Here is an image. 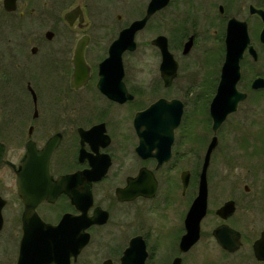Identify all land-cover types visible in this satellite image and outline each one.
I'll return each mask as SVG.
<instances>
[{
  "label": "flooded vegetation",
  "instance_id": "obj_1",
  "mask_svg": "<svg viewBox=\"0 0 264 264\" xmlns=\"http://www.w3.org/2000/svg\"><path fill=\"white\" fill-rule=\"evenodd\" d=\"M152 1L8 0L9 9L6 0H0L3 21L13 35L22 36L19 41L25 40L8 49L9 73L6 83L0 84V141L7 146L5 158L12 162L0 168L8 165L15 174L21 206L13 224L7 225L6 208L14 199L0 193V201H5L0 236L9 228L16 253L12 264L20 254L26 210L19 192L20 164L31 148L49 161L54 181L85 171H89L82 175L85 179L102 173L83 186L76 178L69 188L74 197L63 190L35 207L51 225H58L67 214L83 215L79 206L95 220L86 229L89 242L71 264L95 242L107 247L102 264H116L115 258L122 264L132 239L139 236L146 245L145 264H264V117L257 121L238 114L250 94L264 96V85L254 86L258 78L264 80V0H167L136 31L133 48L127 38L119 45L126 30L148 15ZM152 24L157 34L149 44L157 54L159 73L149 87L156 95L150 102L145 100L148 90L143 82L129 77L127 61L141 51L143 32ZM159 39L172 56L171 64H177L168 82L162 74ZM228 42L243 49L237 88L247 96L215 131L210 108L222 79ZM117 48L122 50L115 55ZM116 64L123 65L122 76ZM206 64L214 65V71L204 73ZM246 66L253 72L250 79ZM203 93L210 95L205 108L210 122L197 120L203 130L196 127L193 132L190 105ZM162 98L182 103L180 121L175 125L174 118L172 134L154 131L146 152H141L140 130L148 118L139 129L138 115ZM214 138L200 238L183 249L188 214ZM12 145L22 147L20 158L10 157ZM193 158L202 164L196 170L188 166ZM215 161L218 169L213 171ZM193 172L198 190L192 199Z\"/></svg>",
  "mask_w": 264,
  "mask_h": 264
},
{
  "label": "water",
  "instance_id": "obj_2",
  "mask_svg": "<svg viewBox=\"0 0 264 264\" xmlns=\"http://www.w3.org/2000/svg\"><path fill=\"white\" fill-rule=\"evenodd\" d=\"M165 3H167V0H164L163 2L153 0L150 4L148 15L144 19L134 22V24L126 30V34L124 35L123 40L120 41L119 45L124 43L127 38V45L130 43L129 48H133L134 44L132 40L136 31L145 25L146 20L151 13ZM6 5L9 8L8 0H6ZM262 39L264 40V35L262 36ZM156 42L161 45L163 50L164 62L162 63L161 69L164 78L168 82L170 78L173 77L174 69L177 67V64L176 66L171 64L173 62L172 56L170 55L165 42L160 39ZM124 48L125 47H123V49ZM120 49L122 50V48H117V51H114L115 55L116 52L120 53ZM242 51V48H240L239 51L238 49L232 48L231 44L228 42L222 79L210 108L214 120L213 128L215 131H217L229 113L237 110L239 103L247 96L246 93L239 91L237 88V84L241 78L240 60L243 56ZM118 56H115V58L119 60L120 55ZM118 63L121 62L119 61ZM115 67L119 70V73L122 76L124 73L123 65L116 64ZM263 85L264 80L262 78H258L254 83V86L257 88L262 87ZM130 97H132V95H130ZM115 99L123 101L126 98L115 97ZM181 114L182 103L179 100L168 101L164 98L156 101L146 111L140 113L138 118L140 117L141 119H137L139 129L143 127L140 122L146 123L145 119L148 118V123H146L145 127L140 130L143 143V146L140 147V151L144 153L146 152V143L150 142V139H153L154 135L152 133L154 131L156 132L159 130V132H162V130H165L172 134L173 120L175 118V125H178ZM162 118L163 121L160 120ZM216 140L217 139L214 138L209 147L200 177L199 191L188 214V234L184 237L182 243L184 245L183 249H189L200 238L201 220L205 214L207 206V169L210 163L211 152L216 145ZM6 152L7 146L0 141V165L4 162L12 163L5 158ZM20 166L21 168L18 177L19 192L26 203V210L23 216L24 233L21 241L20 254L16 264H71L72 258L77 259L82 249L89 242L90 234L86 229L94 223L95 220L88 216L86 207L79 206L84 212L83 215L77 217L72 214H67L58 225H51L45 223L39 217L35 211V207L40 201L46 198L53 200L54 197L63 190H66L74 197V192L69 188H71L73 182L77 180L76 178L79 177L81 185L83 186V184L86 185V183H84L85 180L88 182L97 180L101 177L102 173L98 176L85 179L82 175L89 172L85 171L84 173H76L54 181L49 172V161H43L42 152H37L35 148L29 149L27 157L21 162ZM30 171L38 172L39 176H36L35 174L29 175L28 172ZM186 173V176L183 177L185 188L189 185V173ZM4 204L5 201H0V230L4 224L2 213ZM146 256L147 251L143 238L140 236L135 237L132 239L130 246L122 257V264H145Z\"/></svg>",
  "mask_w": 264,
  "mask_h": 264
},
{
  "label": "rangeland",
  "instance_id": "obj_3",
  "mask_svg": "<svg viewBox=\"0 0 264 264\" xmlns=\"http://www.w3.org/2000/svg\"><path fill=\"white\" fill-rule=\"evenodd\" d=\"M132 5L134 6L133 2ZM0 23V70H2L0 71V84L2 85L4 84V82L6 83V77L9 73V71H6L5 69L8 66L7 64L10 58L8 54V49L10 50V48L14 47L18 42H20L19 44H21L22 42H25V40L19 41V39H22V36L13 35L10 30L9 24H5L1 16ZM156 34L157 30L155 28V24H152L149 28L146 29V31L143 32L141 51L133 55V57H128L127 61V72L129 77H135L138 81L143 82L145 89L148 90L145 96V100L149 99L150 102L151 100L153 101L155 99L156 95L149 90V87L154 83V77H157L159 72L157 71L158 57L155 50L150 46L149 40L153 38ZM206 65L207 66L205 67L204 73L214 71V65L212 67H210L211 64ZM245 71L246 76L250 79L253 76V72L250 71L249 66H246ZM244 81H242L241 87H243ZM208 87L209 86H207V88ZM211 91L212 88L207 90L206 93L208 92V94H210ZM204 93L202 94V96L204 95ZM260 93L261 94H250L249 98L241 104V109L238 112L239 116L245 117V119H256L257 121H259L258 119L260 117H264V96L262 92ZM209 99L210 95L209 97L203 96L197 101L192 100V103L190 105V114H192L191 122L194 124H192L193 132L198 125L200 127V124H197V120L207 118V121L210 122L208 109L207 111L205 109L208 108L210 102ZM149 101L145 102V104L150 103ZM1 107H4L3 103H1ZM203 114H205V116ZM200 130L203 129L198 128L196 131ZM194 139L198 140V137H195ZM22 152V147L12 145L10 157H15V159H18L22 155ZM217 164L218 163H216V161L213 162V171H216L218 169ZM200 165H202L201 162H198L196 158H193L190 164H188V166L192 167V170L198 169V166ZM193 174L194 175L192 176V183L190 185L192 199L194 198L198 190V176H195L194 172ZM0 193L4 196L14 199L13 205L11 204L6 208V214L8 217L7 225H12L13 221L17 218L16 216L19 213L21 206L16 195V177L15 174L12 172V169L8 165H4L2 168H0ZM7 230H9V228L5 227V229L3 230L4 233L2 232L3 235L0 236V264H12L16 260V253H14L15 246L11 244L7 234ZM105 246L106 245H102L101 243L98 244L95 242L94 244L89 246L87 250L84 251V253L80 256L76 264H102V262L108 256V251L106 249L107 247ZM98 248L99 251L96 252ZM119 262L120 261L115 258V263L119 264Z\"/></svg>",
  "mask_w": 264,
  "mask_h": 264
}]
</instances>
